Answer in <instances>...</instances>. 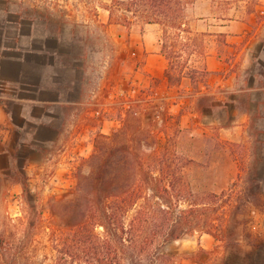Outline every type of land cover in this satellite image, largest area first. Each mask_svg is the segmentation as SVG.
Instances as JSON below:
<instances>
[{"label": "rangeland", "instance_id": "1", "mask_svg": "<svg viewBox=\"0 0 264 264\" xmlns=\"http://www.w3.org/2000/svg\"><path fill=\"white\" fill-rule=\"evenodd\" d=\"M111 1L12 2L25 15L24 30L36 31L53 52L52 57H43L44 62L53 63L48 70L44 67L43 78L57 80L71 105L68 114L62 111L57 120L62 126L57 144L41 147L40 154L20 150L6 177L0 179V235L19 242L30 230L33 260L40 264L46 255L51 256L49 233L57 222L53 204L75 194L80 176L95 169L93 157L105 148L107 151L112 139L120 136L134 146L136 158L153 155L158 145H166V154L192 160L183 171L194 193L225 191L224 205L229 196L225 235L217 240L196 232L170 242L166 249L175 256L174 264H264V160L255 162L259 169H251L247 140L230 142L218 128L203 132L196 126L190 115L192 105L181 103L193 99L189 97L195 92L170 97L138 83L135 71L143 59L131 45L130 33L146 25L139 20L130 27L119 23L123 13H115L110 20L107 8ZM213 1L214 14L220 18L250 16L264 6V0ZM161 38L162 31L160 43ZM206 40L207 50L213 38ZM263 46L259 44L257 54L264 62ZM194 66L201 68L202 58L194 56L189 67ZM177 74L171 70L172 86L182 80ZM192 86L198 89L201 78ZM26 157L37 163H26ZM29 221L33 225L26 231Z\"/></svg>", "mask_w": 264, "mask_h": 264}, {"label": "trees", "instance_id": "2", "mask_svg": "<svg viewBox=\"0 0 264 264\" xmlns=\"http://www.w3.org/2000/svg\"><path fill=\"white\" fill-rule=\"evenodd\" d=\"M195 1L112 0L107 10L110 20L123 13L119 23L127 27L135 20L160 25L169 83L171 70L192 82L204 81L211 34L197 31L188 16ZM194 56L202 58L201 68L189 67ZM119 137L93 157L95 169L80 176L75 194L53 204L52 254L40 264H174L175 256L166 249L170 242L196 232L217 240L225 235L229 196L224 205L225 191L194 193L183 171L192 160L166 154L163 144L153 155L136 158L134 146ZM160 150L164 154L157 155ZM26 234L19 242L0 235V264H38L30 256L31 231Z\"/></svg>", "mask_w": 264, "mask_h": 264}, {"label": "crops", "instance_id": "3", "mask_svg": "<svg viewBox=\"0 0 264 264\" xmlns=\"http://www.w3.org/2000/svg\"><path fill=\"white\" fill-rule=\"evenodd\" d=\"M12 2L0 0V179L6 177L20 150L40 154L41 147L57 144L62 130L57 120L62 111L68 114L71 105L57 80L43 78L44 67H53L43 57H52L53 52L36 31L24 30L25 15ZM187 12L196 30L213 38L204 59L208 74L201 86L194 90L189 77H183L177 86L169 83V63L161 52V28L156 23L130 33V43L143 59L135 71L137 81L170 97L195 92L189 97L193 99L181 103L192 105L190 115L196 126L203 132L218 128L230 142L247 140L251 169H259L255 162L264 160V62L257 50L264 43L260 42L264 20H259L264 6L250 16L217 18L213 0H196ZM222 112L229 116L223 118ZM183 118L185 122V115ZM29 162L37 163L26 157Z\"/></svg>", "mask_w": 264, "mask_h": 264}, {"label": "built area", "instance_id": "4", "mask_svg": "<svg viewBox=\"0 0 264 264\" xmlns=\"http://www.w3.org/2000/svg\"><path fill=\"white\" fill-rule=\"evenodd\" d=\"M96 113L98 114V115H100L101 114V110H96Z\"/></svg>", "mask_w": 264, "mask_h": 264}]
</instances>
